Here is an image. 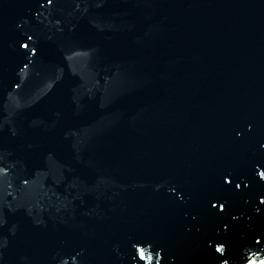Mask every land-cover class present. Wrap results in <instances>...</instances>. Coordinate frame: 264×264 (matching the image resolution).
<instances>
[{"label":"water","instance_id":"obj_1","mask_svg":"<svg viewBox=\"0 0 264 264\" xmlns=\"http://www.w3.org/2000/svg\"><path fill=\"white\" fill-rule=\"evenodd\" d=\"M264 262V0H87L0 264Z\"/></svg>","mask_w":264,"mask_h":264},{"label":"snow or ice","instance_id":"obj_2","mask_svg":"<svg viewBox=\"0 0 264 264\" xmlns=\"http://www.w3.org/2000/svg\"><path fill=\"white\" fill-rule=\"evenodd\" d=\"M49 3H51V0H49ZM261 264H264V262H261Z\"/></svg>","mask_w":264,"mask_h":264}]
</instances>
